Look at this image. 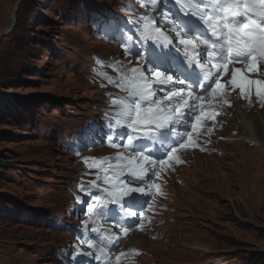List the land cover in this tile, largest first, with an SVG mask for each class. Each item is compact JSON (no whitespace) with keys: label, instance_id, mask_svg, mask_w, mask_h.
Wrapping results in <instances>:
<instances>
[{"label":"rangeland","instance_id":"obj_1","mask_svg":"<svg viewBox=\"0 0 264 264\" xmlns=\"http://www.w3.org/2000/svg\"><path fill=\"white\" fill-rule=\"evenodd\" d=\"M17 1L0 0V92L21 104L16 118L0 112V264H53L51 245L62 236L46 217L62 197L67 202L64 187L75 178L74 161L53 139L102 104L103 81L95 79L96 62L90 73L87 62L103 44L88 21L120 2L23 0L14 11ZM99 51L115 53L111 46ZM250 121L264 144V130ZM245 148L235 143L228 157H198L181 171L191 185L176 189L170 241L148 243L149 264H264V153L246 156L255 148ZM246 158L252 173L243 179L237 175Z\"/></svg>","mask_w":264,"mask_h":264},{"label":"snow or ice","instance_id":"obj_2","mask_svg":"<svg viewBox=\"0 0 264 264\" xmlns=\"http://www.w3.org/2000/svg\"><path fill=\"white\" fill-rule=\"evenodd\" d=\"M169 2L172 8L159 15L161 25H166L174 38L156 26L155 16L141 14L134 22L140 25L135 32L144 42L140 48L134 50L131 47L136 43L131 34L122 35L118 41L126 54L137 56L138 66L121 70L119 64L107 65L117 72L118 81L106 73H98L126 93L110 98L114 111L106 113L110 128L127 129V133L118 134L126 140L122 145L114 142L113 135L108 136L109 146L122 147L123 151H117L111 158H91L89 167L97 169L96 179L90 182V188L81 185V191L91 193L92 189H97L99 192L92 197L96 203L87 208L89 221L84 225L88 228L89 222L93 224L91 231L98 234L99 242L84 239L87 247L92 249L87 255L95 254L96 260L108 264L113 259L116 264H121L122 258L129 256L121 252L113 257L108 251L110 245L120 240V234L127 236L134 228L144 229V224L139 221L146 217L139 209L146 202L134 197L133 193L163 195L155 179L160 178L161 170L171 162L182 163L181 150L199 147L197 141L201 132L208 135L214 132L216 117L223 114L221 105L231 107V91L238 89L239 97L249 104L255 96L264 106V79H253L250 75L264 71V0ZM138 3L156 12L163 0H138ZM96 26L105 35L113 27L111 21L103 19ZM148 41L165 48L183 46L178 50L183 51L184 61L191 71L182 63L165 64L164 58L171 57V53L146 47ZM97 63L105 66L101 61ZM237 64L243 67L236 68ZM225 76H228L227 80L223 79ZM158 92H163V96L157 95ZM208 120L212 121L213 127L207 126ZM177 125H183L184 131H178ZM145 141L162 146L156 158L155 150ZM109 204L118 205L122 212V217H118L117 224L112 226L119 227V233L98 226V221L108 214L102 210ZM134 208L138 211L131 210ZM112 214L115 215V211ZM123 217H137V220L125 224ZM132 254L139 255V252L133 250Z\"/></svg>","mask_w":264,"mask_h":264},{"label":"bare ground","instance_id":"obj_3","mask_svg":"<svg viewBox=\"0 0 264 264\" xmlns=\"http://www.w3.org/2000/svg\"><path fill=\"white\" fill-rule=\"evenodd\" d=\"M16 10V6L14 7V11ZM238 118L241 120L242 123H244V128L247 131V136L245 137V139H248L250 141H254L256 142L258 145H260V151H259V155H262L263 152V142H261L256 136H255V129L253 124L251 123L250 119L247 118L244 114L241 115L240 112H236ZM247 118V119H246ZM241 153V151H240ZM244 154V151H242V156ZM243 165V171L240 172V174H238L237 176L241 175L243 179L247 178L250 174V172L252 173V170L250 169V165H249V161L246 158V160H244V162L242 163ZM241 163H239V167H242Z\"/></svg>","mask_w":264,"mask_h":264},{"label":"trees","instance_id":"obj_4","mask_svg":"<svg viewBox=\"0 0 264 264\" xmlns=\"http://www.w3.org/2000/svg\"><path fill=\"white\" fill-rule=\"evenodd\" d=\"M22 3L23 0L21 1L20 5ZM20 105L21 104L19 101L11 100L4 93L0 92V112H2L4 115L9 114L10 117L16 118L19 115L18 109ZM3 169H5V165L0 164V174L2 173Z\"/></svg>","mask_w":264,"mask_h":264},{"label":"water","instance_id":"obj_5","mask_svg":"<svg viewBox=\"0 0 264 264\" xmlns=\"http://www.w3.org/2000/svg\"><path fill=\"white\" fill-rule=\"evenodd\" d=\"M19 2H20V0H18L16 4H18ZM3 34H4V33H1V34H0V37H1Z\"/></svg>","mask_w":264,"mask_h":264}]
</instances>
